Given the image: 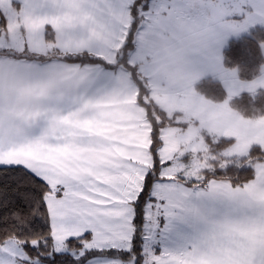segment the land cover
I'll return each mask as SVG.
<instances>
[{
	"label": "snow or ice",
	"instance_id": "obj_1",
	"mask_svg": "<svg viewBox=\"0 0 264 264\" xmlns=\"http://www.w3.org/2000/svg\"><path fill=\"white\" fill-rule=\"evenodd\" d=\"M255 25L264 0H0V264H264V115L229 106L264 65L220 53Z\"/></svg>",
	"mask_w": 264,
	"mask_h": 264
},
{
	"label": "trees",
	"instance_id": "obj_2",
	"mask_svg": "<svg viewBox=\"0 0 264 264\" xmlns=\"http://www.w3.org/2000/svg\"><path fill=\"white\" fill-rule=\"evenodd\" d=\"M264 41V26H254L247 32L230 38L222 50V64L227 69L235 68L240 80H252L259 75V69L264 64V54L261 53L259 42ZM194 90L206 99L223 102L227 94L221 82L212 77L199 80ZM229 106L244 118L264 115V91L257 90L255 94L240 93L229 100Z\"/></svg>",
	"mask_w": 264,
	"mask_h": 264
},
{
	"label": "crops",
	"instance_id": "obj_3",
	"mask_svg": "<svg viewBox=\"0 0 264 264\" xmlns=\"http://www.w3.org/2000/svg\"><path fill=\"white\" fill-rule=\"evenodd\" d=\"M255 26H259V25H255ZM254 27V26H253ZM252 28V27H251ZM251 28H249V29H251ZM248 29V30H249ZM242 33H245V32H242ZM242 33H240V34H242ZM239 34V35H240ZM236 36H238V35H230V36H228L227 37V39H226V41L224 42V44H223V46L221 47V49H220V53H221V56H222V50H223V47L225 46V44H226V42L230 39V38H233V37H236ZM222 62V61H221ZM223 65V64H222ZM264 65V64H263ZM207 77H212V78H214V76L211 74V73H208V74H206V75H204V76H202L199 80H201V79H203V78H207ZM217 79V78H216ZM198 80V81H199ZM219 80V79H218ZM253 80V79H252ZM198 81H196L195 83H197ZM220 81V80H219ZM243 81H251V80H243ZM221 82V81H220ZM195 83L193 84V88H194V85H195ZM221 84H222V82H221ZM222 86H223V84H222ZM223 88H224V86H223ZM224 90H225V88H224ZM257 90H263L264 91V88H258ZM256 90V91H257ZM225 92H226V90H225ZM243 92H247V91H242L241 93H243ZM226 94H227V92H226ZM240 94V93H239ZM212 102H214V101H212ZM214 103H217V102H214Z\"/></svg>",
	"mask_w": 264,
	"mask_h": 264
},
{
	"label": "clouds",
	"instance_id": "obj_4",
	"mask_svg": "<svg viewBox=\"0 0 264 264\" xmlns=\"http://www.w3.org/2000/svg\"><path fill=\"white\" fill-rule=\"evenodd\" d=\"M264 43V41L259 42V44ZM261 53L264 54V49H261Z\"/></svg>",
	"mask_w": 264,
	"mask_h": 264
},
{
	"label": "rangeland",
	"instance_id": "obj_5",
	"mask_svg": "<svg viewBox=\"0 0 264 264\" xmlns=\"http://www.w3.org/2000/svg\"><path fill=\"white\" fill-rule=\"evenodd\" d=\"M214 78H216V77H214ZM218 79V78H217Z\"/></svg>",
	"mask_w": 264,
	"mask_h": 264
}]
</instances>
